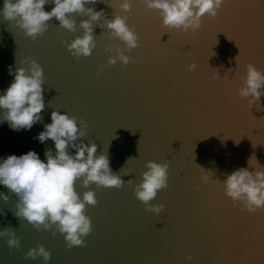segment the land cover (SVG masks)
<instances>
[{
	"label": "water",
	"instance_id": "water-1",
	"mask_svg": "<svg viewBox=\"0 0 264 264\" xmlns=\"http://www.w3.org/2000/svg\"><path fill=\"white\" fill-rule=\"evenodd\" d=\"M52 6L49 0L44 7ZM85 7L103 11L93 21L96 45L80 57L66 44L82 33L87 12L70 14L75 30L52 17L35 38L0 13V91L14 78L10 65L14 73L35 59L43 68L45 101L30 129L0 123V157L33 149L44 159L47 149L55 152L54 141L41 142L37 134L56 108L78 123L82 118L87 127L81 138L95 142L97 154L107 151L112 171L133 184L87 186L97 198L84 210L92 230L85 243L72 246L54 226L38 229L17 217L18 197L0 185L8 194L0 198V229L11 227L19 238L10 246L7 234L0 236V264H264V208L249 211L225 194L222 183L226 173L248 166L249 157L251 166L264 167V95H239L248 63L264 71V0H223L195 30L165 26L144 0H131L129 10L120 9L119 0H86ZM117 13L138 34L126 64L108 63L115 46L125 43L107 28ZM148 160L169 164L167 186L150 201L164 205L159 213L133 191ZM205 174L210 179L203 180ZM76 189L85 190L79 180ZM241 228H247L245 248ZM222 243L228 248L223 256ZM39 244L50 251L49 260L25 255Z\"/></svg>",
	"mask_w": 264,
	"mask_h": 264
},
{
	"label": "clouds",
	"instance_id": "clouds-1",
	"mask_svg": "<svg viewBox=\"0 0 264 264\" xmlns=\"http://www.w3.org/2000/svg\"><path fill=\"white\" fill-rule=\"evenodd\" d=\"M49 0H2L0 13L9 21L16 20L26 35L35 38L48 27V21L55 17L61 26L75 30L76 21L73 12H87L89 19L81 20L83 29L66 47L76 57L90 55L96 45L93 34V21L98 20L103 9L94 11L86 8V0H52L50 10L45 9ZM147 7L157 9L165 26L181 30L197 29L201 25V17L207 13L215 16L223 0H144ZM119 8L129 10L131 0H119ZM127 16L119 13L107 20L110 35L124 41V48L115 46L114 54L108 57V63H116L119 59L128 63L132 57L126 51L138 46V34L127 22ZM112 49V45H108ZM196 67L193 63L189 70ZM243 84L239 88L241 97L251 100L264 95V71L252 63L246 65ZM13 80L0 91V123L7 122L14 130L30 129L41 119L45 108L44 73L42 65L35 59L28 60L15 68H8ZM87 124L81 118L54 108L50 113V122L37 134V139L44 142L51 138L55 152L47 149L45 158L33 149L19 155L10 153L0 157V185L7 187L18 197L15 215L23 217L34 227L44 229L55 227L64 235L68 246L82 245L84 237L92 230L91 218L84 211L86 204H95L97 198L94 189L87 187L90 183L97 186L120 187L124 183L133 184L132 179H122L120 172H113L110 167L107 151L97 154L95 142H85L83 137ZM75 149V151H70ZM239 166L225 174L222 180L225 194L234 202L241 201L249 211L264 208V167L250 165ZM167 162L146 161V170L141 174L139 183L134 184L135 196L153 212L159 213L164 208L161 203H150L157 191L167 186ZM250 168L254 170H250ZM203 175V180H208ZM85 188L77 191L76 181ZM199 187V185H197ZM0 198L7 200L8 194L0 192ZM7 234V243L18 246L19 238L11 227L0 229V236ZM28 257L42 255L45 261L50 258V251L43 244L30 247L25 253ZM191 259V254L187 255Z\"/></svg>",
	"mask_w": 264,
	"mask_h": 264
},
{
	"label": "snow or ice",
	"instance_id": "snow-or-ice-1",
	"mask_svg": "<svg viewBox=\"0 0 264 264\" xmlns=\"http://www.w3.org/2000/svg\"><path fill=\"white\" fill-rule=\"evenodd\" d=\"M226 2H227V0H226ZM248 23L250 24L251 22L248 21ZM133 27H135V25H133ZM205 175H208L210 177V174H205ZM220 214H221V212H220ZM220 229H221V231L224 230V221H223V215L222 214H221ZM246 229L247 228H241V231H240V239L243 242L244 248L246 247V240H245ZM227 251H228L227 245L225 243H222V246H221V256H223L224 254H226Z\"/></svg>",
	"mask_w": 264,
	"mask_h": 264
}]
</instances>
